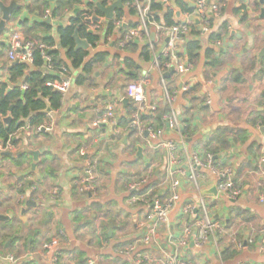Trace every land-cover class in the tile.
Listing matches in <instances>:
<instances>
[{
	"label": "clouds",
	"instance_id": "clouds-1",
	"mask_svg": "<svg viewBox=\"0 0 264 264\" xmlns=\"http://www.w3.org/2000/svg\"><path fill=\"white\" fill-rule=\"evenodd\" d=\"M169 2L174 18L179 13V18L184 21H200L201 39L205 41L208 34L218 30L226 20L235 19L214 4L206 5L204 0H199L198 11L192 13L183 11L172 0ZM53 7V0H42L33 15L49 18ZM166 11L164 8L126 11L125 18L116 25L113 37L101 41L108 51L101 61L93 60L95 44L89 54L78 61L69 62L63 52L58 58L48 57L46 53L42 57V64L60 72L58 76L53 74L54 83L47 85L52 93L49 99L55 97L58 100L55 104L44 105L48 118L43 123L37 124L31 132L24 128L25 142L15 148L0 145V151L15 153L35 149L41 152L39 158L34 160L28 155L19 165L9 161L0 173V186L16 183L17 189H22L11 206H6L8 211L19 216L23 202L29 197L36 200L42 210L30 218V226L17 223L0 233V264H44L60 243L42 223L45 212L74 201L93 199L101 204L115 201V210L112 209L108 216H115V220L124 217L120 225L127 222L129 228L138 225L135 231L122 229L117 236L120 242L134 240L145 230L148 238L155 242L152 254L143 258L140 256L143 249L135 243L129 245L127 252L119 257L125 264H155L156 261L164 264H233L231 259L220 258L223 249L227 246L231 252L232 246L245 239L254 243L255 249L244 252L237 259L251 258L255 264H264V167L251 178L238 171L241 163L251 159L264 165V155H249L246 151L259 128L264 127V121L256 120L252 112L264 111V108H255L249 103L241 115L229 117L226 107L227 97L233 92L239 96V90L246 89L252 81L233 85L226 91L221 83L225 70L231 71L226 65L207 67L173 53L162 66L157 59L161 49L151 45L147 57H139V48L126 50L134 58L139 57L135 78L128 79L127 66L111 56L110 50L119 43L113 41L119 36L124 40L129 38L120 31L121 25L129 19L141 20L132 34L139 46L148 43V36L153 31L162 33L161 42L171 36L174 43H182L179 33H184V39L190 38V27L165 23ZM71 15L72 10L65 9L50 19L49 34L53 40L57 26L69 23ZM154 15L160 19L153 18ZM210 19L212 23H209ZM228 31L230 33L232 28ZM241 31L251 48L253 37L247 35L246 27ZM228 42L232 43L231 40ZM11 43L14 48L21 46L15 37ZM23 47L28 49L29 43H24ZM25 55L30 54L26 52ZM89 61L94 67L85 77L84 65ZM171 67L178 71L172 77L162 79V74ZM254 72L258 73L255 90L264 92V66ZM125 100L129 101L131 111L122 107ZM205 105H211V110ZM41 129L45 130L46 136L35 135ZM261 142L264 143V134ZM134 158L137 163L133 166L128 161ZM248 167L253 165L249 163ZM221 174L225 180L217 184ZM21 176L25 178L17 183ZM213 186L217 188L215 196L211 193ZM231 198H235L239 206V215L235 206L230 208ZM217 206L227 207L225 215L231 216L235 225L232 231L226 232L217 225L208 229L213 219L210 210ZM141 207L146 212L151 207V214L146 218L143 215L137 217L136 212ZM196 207L206 214L203 220L192 212ZM96 216L101 222L105 211H97ZM115 220L107 225H115ZM205 229L213 232L211 241H208ZM193 241H196L195 245Z\"/></svg>",
	"mask_w": 264,
	"mask_h": 264
},
{
	"label": "crops",
	"instance_id": "crops-1",
	"mask_svg": "<svg viewBox=\"0 0 264 264\" xmlns=\"http://www.w3.org/2000/svg\"><path fill=\"white\" fill-rule=\"evenodd\" d=\"M5 4H9L11 0H1ZM33 0H20L21 3H26L28 7H24L21 12L18 13L16 17H11L9 22H12V25L16 28L22 29L24 31V35L27 39L40 40L44 37H52L49 32H42V30H35L33 26L36 23L41 21L42 15H33L34 11H32L31 2ZM95 1V0H85ZM115 0H112V2ZM187 2V0H182ZM111 2V3H112ZM54 7L56 4V0H53ZM97 3V2H96ZM124 3V2H123ZM259 4V0H225L220 6L221 11H227L230 15L235 17L234 20H226L222 25L226 26L225 30H215L208 34L206 41L199 38H196L200 44V51L198 53V58L196 61L202 63L207 67H220L226 65L227 68H230L231 71L225 70L224 74L221 76V83L223 85L224 90H231L233 85L239 84L244 85L247 84L250 80L251 84H248L246 89L239 90L240 95L237 96L235 92L232 95L227 97L226 99V107L228 109L227 115L229 117H238L244 111V108L247 104L251 103L255 108H264V92H258L255 90L256 77L258 73H255L254 70L264 66V55L259 60L258 55L260 51L264 48V18H260L261 9H264V6L260 9L255 7V4ZM54 7L50 10L53 11ZM79 9V8H77ZM76 10V9H75ZM127 5L124 4V12L126 15ZM74 11H72V14ZM247 15V19H243V15ZM125 15L123 18H125ZM1 16V13H0ZM72 16V15H71ZM70 16V17H71ZM69 17V18H70ZM178 20H182L177 17ZM214 19V18H213ZM107 20L104 18L101 19V23L103 26L107 24ZM135 19H129L125 23L131 24L135 23ZM209 23H212V20H209ZM50 25V29L52 28V24ZM68 24V23H67ZM66 24V25H67ZM66 25H58L66 26ZM229 27L232 28V31L229 33ZM246 27L248 29L247 35L253 37L252 47L249 48L244 40V33H242L241 29ZM31 29V30H30ZM218 34L220 36V40L211 41V34ZM56 38V37H55ZM231 40L232 43L228 41ZM223 45V47H220ZM137 48H139V57H140V49L142 46L135 44ZM228 49H235V51H228ZM127 49H120L118 47H113L111 51L112 58H115L118 62L126 65L127 63L124 61L125 59L132 61L137 67L139 65L136 64V60L139 57L134 58L132 55L128 54ZM135 50V49H132ZM90 51V50H89ZM100 52H105L108 55V51L100 44L99 48ZM210 54L207 55V52ZM6 65V48L2 43L0 38V73L1 68ZM127 66V65H126ZM128 73L132 76L135 75L136 70L128 69ZM239 75L242 82L237 83L234 82L233 79ZM86 77V76H85ZM172 77L171 74L166 79ZM128 79H131L127 76ZM253 93H255L253 95ZM129 102L125 105H122L123 108L128 105ZM206 109L211 110V105H205ZM253 117L256 120L262 121L264 120V111H253ZM46 120V117H45ZM47 134H41L39 136H46ZM42 139V137H41ZM18 146L20 144L19 137L17 138ZM32 151H38L39 156H41V152L39 150L33 149ZM246 151L251 155L252 153H256L257 155H264V143L261 146L256 144L247 145ZM19 152V151H17ZM28 156L27 154H25ZM15 158H3L0 156V173L7 167L8 162H14ZM129 164L135 165L137 163V159H131L128 161ZM251 163L253 167H248V164ZM264 167V165H259L256 159H251L245 161L240 164V168L238 171L241 172L246 178H251L255 175L259 168ZM123 171V169L121 170ZM25 177L21 176L18 178L19 180H23ZM214 187V186H213ZM18 190L16 183H10L6 187L0 186V216L12 217L8 221H0V233H3L9 230L13 225L17 223H21L24 226H30V218L37 216V214L41 213L42 206L34 200L32 197L26 199L24 203V207L20 209V215L17 216L14 212L8 211L6 206H11V202L15 199ZM213 194V193H212ZM215 196V194H213ZM35 204L33 207L31 204ZM213 203H216L213 201ZM93 204H97L98 207H93ZM230 208L235 206L236 214L239 215V206L236 204V200L229 201ZM116 202L113 200H108L106 203L101 204L96 199L91 201L88 200H78L74 201L70 204H66L62 207H55L48 209L44 215L43 224L47 225V232L52 233L56 238L59 236V232L62 230L65 232L68 239V246L66 249H62L59 259L56 264H75L76 262V253L82 252L85 255V260H93L94 264H125L124 261L120 260L118 256L115 254V248L120 246H124L127 244H132L140 237V234L133 239H124L123 242H120L117 239L118 233L122 229H129L135 231L138 227L137 224L129 225L125 222L123 225H120L124 221V217H121L120 220H115V216H108V214L115 210ZM211 207V206H210ZM100 208V209H98ZM25 209V212L22 213V210ZM97 211L104 212L105 216L100 218L96 216ZM123 211V209H121ZM144 207H141L137 212L136 216L140 217L144 214ZM211 213L213 215L214 220H216L220 227H222L226 232H230L235 227L232 217L225 215L228 211L227 207H215L212 208ZM76 214H79L81 218L76 219ZM131 215V213H128ZM115 220L116 224L108 226L107 224H111ZM107 233V239L103 238V234ZM110 233V235H109ZM18 239V237H17ZM259 237H257V240ZM212 239H209L211 241ZM95 241V242H94ZM12 241H9V245H11ZM227 243V242H226ZM193 245H195L192 242ZM238 244H241L240 247ZM108 245L107 247H104ZM7 246V245H6ZM35 246V245H33ZM139 248L144 251L141 253L143 255H151L152 250H154V244L143 247L140 244ZM255 249V244L245 239L242 243H237L232 246V251L229 252V248L226 246L223 249L221 254V259L223 260H233V264H255V261L251 258L249 259H237L241 257L244 252H252ZM163 255V253H161ZM264 255V254H262ZM44 264H48L47 261Z\"/></svg>",
	"mask_w": 264,
	"mask_h": 264
},
{
	"label": "trees",
	"instance_id": "trees-1",
	"mask_svg": "<svg viewBox=\"0 0 264 264\" xmlns=\"http://www.w3.org/2000/svg\"><path fill=\"white\" fill-rule=\"evenodd\" d=\"M223 0H220L222 2ZM42 0H33L31 2L32 11L39 8L41 5ZM100 3L102 6L107 7L110 3L109 0H95V1H88L85 0H56L55 7L51 12V17L54 18L57 16L62 10L71 9L74 11L77 8H80L82 5L84 6V10H79L77 13H73L72 16L69 18V23L66 26H60L57 28V35L55 40L52 37H44L41 38V43L49 46L55 47L56 49L52 51H48L47 54L49 57L58 58L61 53H65L68 57L69 62L78 61L82 57L88 55V51L82 50H75V42L73 39V35L75 30L78 31V36L85 40L88 45L92 48L93 45L101 43V41H106L109 37L113 35L114 31V22L121 17H124L125 12L118 11L114 18L107 22L105 26L102 27V31L99 34H94L89 31L87 25L83 23L82 18L84 14L87 15H94L102 17L101 12L96 8L95 3ZM174 3L180 5L183 11L187 13H192L193 9L187 5L182 0H173ZM134 0H124V4L127 5V12H134L136 9L132 6ZM75 6V7H74ZM28 7V6H26ZM255 7L260 9L258 3L255 4ZM164 8L160 3L159 0H149V9H161ZM167 11L164 13V21L167 25L178 24L177 16L176 18L172 15V7L164 8ZM18 12L13 13L12 17H16ZM179 14V13H177ZM153 18L159 20L160 17L158 15H154ZM243 19H247V15H243ZM137 23H127V28H134L136 27ZM33 28L35 30H42V32H49L50 25L46 24L43 21L36 23ZM126 28V29H127ZM126 29H121V32H124ZM226 26L222 25L220 30H225ZM31 30V29H30ZM201 33L197 27V25L191 26V37L190 40L185 44L183 48V55L180 57L183 58L185 56L189 57L190 61H196L198 58V53L200 51V44L196 38H199ZM35 39V38H34ZM34 39H30L33 41H37ZM211 41L220 40V36L218 34H211L210 38ZM135 44H127L124 48L127 49H137ZM123 48V49H124ZM140 57H147L150 55L147 46H142L140 49ZM210 52H207V55ZM107 54L105 52H95V56L93 60L101 61L106 58ZM42 57L39 51L34 53V60L31 67H27L25 65H12L7 70V77L8 80L5 83L0 84V121L5 117H9V123L4 126L0 123V141L5 142L12 134H14L17 130L23 127L25 124L30 126H37L39 123H43L45 121V114L44 105L46 103H53L55 104L58 98L53 97L52 100L49 99L52 96L51 90L46 87V83L52 80L53 77L50 75L44 74L40 71V68L43 66L42 64ZM127 64L128 69L136 70L138 67L132 62L127 59L124 60ZM167 61L166 59H161V64ZM94 67L92 61H89V64L84 65L85 71L83 73L84 76H87L88 70ZM56 69V68H54ZM129 78L134 79L135 75L132 74L128 75ZM234 82L240 83L242 82L239 75H237L234 79ZM20 84H26L27 90L22 92L19 88ZM125 108H128L131 111V108L126 105ZM264 121V120H262ZM13 145H17L18 141H12ZM25 155H20L18 158H21ZM7 158V157H3ZM22 190V189H20ZM93 207H98L97 204H93ZM81 218L79 214H76V219ZM107 233L103 234V238L107 239ZM61 251L59 252L57 261L59 259ZM85 255L82 252L76 253V262L75 264H82L85 262ZM87 264V261H86Z\"/></svg>",
	"mask_w": 264,
	"mask_h": 264
},
{
	"label": "built area",
	"instance_id": "built-area-1",
	"mask_svg": "<svg viewBox=\"0 0 264 264\" xmlns=\"http://www.w3.org/2000/svg\"><path fill=\"white\" fill-rule=\"evenodd\" d=\"M172 2H173V0H172ZM223 2H225V0H223L222 2H220V0H204V3L206 5L214 4L217 9H220V6H221V4ZM159 3L164 8L171 7V3L169 2V0H159ZM185 3L187 5H189L193 9V12H197L198 11L199 0H195V2H193V0H187V2H185ZM132 6H134L135 9L139 8L140 10H143L145 8L149 9V0H134V3H133ZM24 7H25V5L23 4V9H24ZM79 10H84V6L82 5L78 9V11ZM93 16L94 15L84 14L83 18H82V21H83L84 24L87 25V28L89 29L90 32H92L94 34H99L101 32L100 30H102V27H103V25L101 23L102 17L100 18V22L93 23L91 21V18ZM177 17H179V14H177ZM49 18L51 19L52 17L50 16ZM49 18L41 17V21L44 22V21H46ZM123 19L124 18L121 17V18H119L118 20H116L114 22V30L116 28V25L120 24V22ZM87 20H90L91 22L87 23ZM136 23H137V25L134 28H127V24L126 23L121 25L120 31H121V29H126L127 28L123 33H125V35H127L129 38L127 40H124L123 36L117 37L116 40L113 41V43H117V41H119L118 46H117L118 48L123 49L127 44H133V43L134 44H138V41L132 37V34L134 35L136 29L141 24V20L139 18H136ZM145 23H147V21H145ZM194 24L197 25L200 33L202 34L203 29H201L199 27V24H200L199 20H196L195 23H192V22H189V21H184V20H178V24H176V26H178V27H190V30H191V26H193ZM143 34L144 33L141 32V35H143ZM113 35H114V31H113ZM113 35L111 37H109L107 40L111 39L113 37ZM161 35H162L161 32L153 31L148 36V43H145L143 46H147L148 50H149V45H151L153 48L161 49L160 54L157 57V59L160 62H161V59H166L168 61L170 56L173 53H175V55L177 57L181 58L180 55L181 56L183 55V51L182 50H183L185 44L188 42V40H190V38L184 39V33H179L180 40L182 41V43L181 42H175L174 43L173 42V38L171 36H168V37L164 38L163 42H161V40L159 39V37ZM13 37L16 38V43L21 45L20 47H17V48L13 47V45L11 43V39ZM0 38L2 40L3 45L6 48V65L3 68H1L0 84L1 83H5L8 80L7 70L14 63H17L18 65H25L27 67H31L32 64H33V60H34V53L36 51H39L40 54H41V57H43L44 54L45 53L47 54L48 51H52V50L56 49L55 47H49V46L41 43L40 41H33V40H30V39H27L25 37V35H24V31L22 29H19V28H16L15 26H13L12 22H9V23L7 22L6 23L5 28L3 29V31H2V33L0 35ZM24 43H29V48L28 49H25L23 47ZM161 43H163V48H161ZM100 44L101 43L96 44L95 52L99 51ZM91 49L92 48L89 46V50H91ZM164 49H167V51H164ZM89 50H88V52H89ZM26 52L29 53L30 55L26 56L25 55ZM47 56H48V54H47ZM30 59L32 60L31 63H29ZM161 65L163 66L164 64H161ZM170 70H172V73H170L171 76H173V74L178 71L176 67L169 68V70L167 72H169ZM40 71H42L44 74L50 75L51 77H53V74H55L56 76L60 75V72L57 69H54L53 67H46L44 64L40 68ZM164 75H165V73L162 74V76H161L162 79H166L164 77ZM51 83H54V78H52V80H50V81H48L46 83V87H47L48 84H51ZM19 88H20V90L22 92H24V91L27 90V85L26 84H20ZM45 117L47 119L48 118V114H45ZM5 118H7V117H5ZM0 123L2 124V121H0ZM35 127L36 126H30V125H27V124L24 125L19 130H17L14 134H12L5 142L0 141V145H5V147L15 148L16 145H13L12 141L17 140V138L19 137L20 132L24 131V128H26L27 131L31 132V131H33V129ZM44 133H46L45 130L41 129L39 132H36L35 135L39 136V135L44 134ZM145 135H147V133H145ZM9 141H10V144H6ZM3 153L15 154L17 152L13 153L12 151H0V154H3ZM213 167H215V165H213ZM224 180H225V176L223 174H221V175H219L217 177L216 183L217 184L223 183ZM215 189L217 191L216 187H215ZM234 200H235V198H231L230 199V201H234ZM192 212L197 216L198 219H201V220H203L204 216L206 215L204 213V211L200 207H196V208L192 209ZM150 214H151V207L148 209L147 212L144 211L143 216L146 218ZM210 214H212L211 211H210ZM213 225H217V226L220 227L219 223L216 220H214V218L212 219V223L208 225V229H211ZM208 229H205V231H206V234H207V237H208V241H209V239H213V232L212 231H208ZM197 232H199V229H197ZM217 234H218V229H217ZM57 238L59 239L60 243H59L57 249L53 252V254L45 260V261H47L48 264H56L59 252L62 249H66L67 246H68V239H67V236H66L64 231L61 230L59 232V236ZM134 243L136 244V246H138L140 244L143 247L149 246L151 244L155 245V242L151 241L148 238V234H147L146 230L141 232L140 237L137 240H135ZM134 243H132V244H134ZM193 243L196 244V241H193ZM132 244H127V245L115 248L114 252H115L116 256L120 257V256L124 255L127 252L128 246L132 245ZM240 245L241 244H238L239 247H240ZM104 247L105 246H103V248ZM262 254H264V253H262ZM140 256H141V258H143L144 255L140 254ZM88 264H94V261L93 260H89ZM155 264H164V262L163 261H156Z\"/></svg>",
	"mask_w": 264,
	"mask_h": 264
},
{
	"label": "water",
	"instance_id": "water-1",
	"mask_svg": "<svg viewBox=\"0 0 264 264\" xmlns=\"http://www.w3.org/2000/svg\"><path fill=\"white\" fill-rule=\"evenodd\" d=\"M20 0H11V2L9 4H5L4 2H2L0 0V35L3 31V29L5 28L6 23L10 20V18L12 17L13 13L15 12H21L23 9V4L19 2ZM124 0H115L112 3H110L107 7L102 6L100 3H95L96 8L101 12L102 14V18H104L107 21H110L114 18L115 14L118 11H123L124 10ZM259 4L261 7L264 6V0H259ZM78 12V9L74 10V14ZM261 19L264 18V9H261V13L259 16ZM100 18L99 16H93L91 18V21L93 23H98L100 22ZM90 20H87V23L91 22ZM46 24L50 23V18L47 19L46 21H44ZM73 39L75 42V50H82V51H88L89 50V45L88 43L81 39L78 36V31L75 30L74 35H73ZM264 55V48L260 51L259 55H258V59L260 60ZM13 65H17V63H14ZM170 73H172V70H170L169 72L165 73L164 77H168L170 75ZM127 103V100H125L123 102V105H125ZM43 114H47L45 111H43ZM10 118L7 117L2 121V124H8L9 123ZM262 134H264V127H260L259 131L255 134V136L253 137V139L251 140V142L248 145L251 144H256L258 146L262 145ZM31 155L33 157V159H37L39 156V152L38 151H26V150H21L15 154H11V153H3L0 154L1 157H19L20 155ZM139 157V154H138ZM211 193L215 194L216 193V189L215 187H213L211 189ZM33 207H35V204H31ZM25 212V209L22 210V213ZM12 217H3L0 216V221H8L10 218ZM110 235V233H109Z\"/></svg>",
	"mask_w": 264,
	"mask_h": 264
},
{
	"label": "rangeland",
	"instance_id": "rangeland-1",
	"mask_svg": "<svg viewBox=\"0 0 264 264\" xmlns=\"http://www.w3.org/2000/svg\"><path fill=\"white\" fill-rule=\"evenodd\" d=\"M25 6H28L26 3H23ZM89 53V52H88ZM4 119H2V121H3ZM7 124H4V126H6ZM26 125V124H25ZM28 125V124H27ZM26 135V133H24V131H21L20 132V134H19V142L20 143H23V142H25L24 140H23V135ZM25 155V154H24ZM22 156V155H21ZM27 156L25 155V156H23V157H21V158H18V157H16L15 158V163L16 164H21L23 161H24V159L26 158ZM13 158V157H12Z\"/></svg>",
	"mask_w": 264,
	"mask_h": 264
}]
</instances>
